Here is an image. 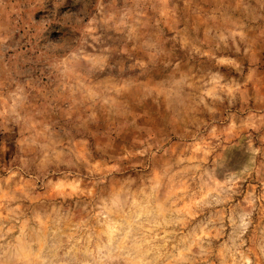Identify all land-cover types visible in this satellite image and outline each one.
I'll return each mask as SVG.
<instances>
[{"label":"rangeland","instance_id":"rangeland-1","mask_svg":"<svg viewBox=\"0 0 264 264\" xmlns=\"http://www.w3.org/2000/svg\"><path fill=\"white\" fill-rule=\"evenodd\" d=\"M0 264H264V0H0Z\"/></svg>","mask_w":264,"mask_h":264}]
</instances>
